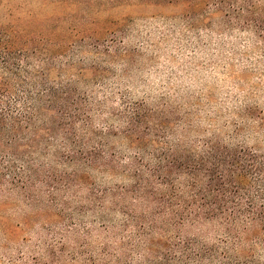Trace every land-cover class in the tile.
Listing matches in <instances>:
<instances>
[{
  "label": "trees",
  "instance_id": "trees-1",
  "mask_svg": "<svg viewBox=\"0 0 264 264\" xmlns=\"http://www.w3.org/2000/svg\"><path fill=\"white\" fill-rule=\"evenodd\" d=\"M29 1L0 0L1 204L120 233L90 264H264V115L201 129L115 93L131 20L110 15L166 6L195 34L220 15L264 41V0Z\"/></svg>",
  "mask_w": 264,
  "mask_h": 264
},
{
  "label": "rangeland",
  "instance_id": "rangeland-1",
  "mask_svg": "<svg viewBox=\"0 0 264 264\" xmlns=\"http://www.w3.org/2000/svg\"><path fill=\"white\" fill-rule=\"evenodd\" d=\"M40 2L27 3L36 8ZM177 12L145 5L120 7L110 14L131 20L121 43L130 54L126 53L123 71L119 70L122 64L116 67L119 80L114 92L144 102L149 109H161L170 116L173 112L174 118L186 116L201 129L244 123L238 116L247 109L253 110L251 122L263 117L264 41L239 24L221 21L220 15L214 28L189 33L180 20H172ZM245 140L256 142L247 136ZM53 215L45 206L14 207L0 202V223L21 229L13 244L0 243V264H90L84 256H98L104 246L107 252L116 251L123 242L120 233L113 236L90 223H76L71 230L69 223L52 221ZM47 221L53 225H45ZM9 255L14 263L8 261Z\"/></svg>",
  "mask_w": 264,
  "mask_h": 264
}]
</instances>
